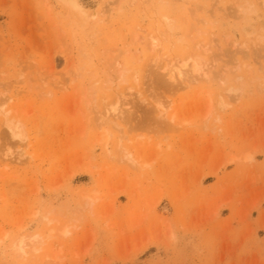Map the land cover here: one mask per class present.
Here are the masks:
<instances>
[{"label": "rangeland", "instance_id": "1", "mask_svg": "<svg viewBox=\"0 0 264 264\" xmlns=\"http://www.w3.org/2000/svg\"><path fill=\"white\" fill-rule=\"evenodd\" d=\"M0 264H264V0H0Z\"/></svg>", "mask_w": 264, "mask_h": 264}, {"label": "bare ground", "instance_id": "2", "mask_svg": "<svg viewBox=\"0 0 264 264\" xmlns=\"http://www.w3.org/2000/svg\"><path fill=\"white\" fill-rule=\"evenodd\" d=\"M163 19L166 21V24L168 25L169 29H171L172 25H171L170 19L167 16H163ZM157 42H158L157 39L151 38V41H150V43L152 44L151 46H153L154 49L157 47L156 49L158 50L160 47H158ZM212 42L213 41H211V44H209L208 46H204L205 47V51L207 53L209 51H212V49L215 47L216 43L214 42L215 43L214 44ZM153 47L151 49H153ZM216 47H217V44H216ZM219 47L220 46L218 45V48ZM218 48H216V49H218ZM203 50H204V48H203ZM157 55L159 56V53ZM155 57H157V56H155ZM211 57H212V62L209 65H208V63H205L204 58L200 57V56H195V57L194 56H189L188 58H186L184 60L181 59V60L170 62V64H168L166 62L167 66L164 67L165 71H166V74L165 73H163V74H165V76H167L168 80L171 82L170 83L171 84L170 87H172V86L174 87L173 84L176 83L178 80L183 82L185 85H190L191 83L199 81L201 78L207 79V77L209 76V73H210L209 71H211V69L215 68L216 63L218 61L216 59V56H214V54L211 55ZM155 60H158V58H156ZM155 60H153V61L155 62ZM122 79H123V77H122ZM135 80L138 81V76H135ZM162 80H164V78ZM165 81H166V79L163 81V83ZM165 83H167V81ZM177 83H179V82H177ZM167 84H169V82ZM138 95L140 96L141 94L139 93ZM126 101L127 102L123 103V99H122V102H121L120 98H119L118 102L116 100V102H114V103H106V104L104 103L105 106H106V110L104 112H102V113L99 112V113H101L100 119L103 121V123H100V122L99 123L101 125L102 124L112 125L115 128H117L118 130H120V132L124 133L125 132V128H124V125H123V121L125 123V113L126 112L130 113L129 112L130 108L128 107V106H130V103L128 102V100H126ZM223 103L224 102H223V99H222L220 104L223 105ZM171 107H172L171 103H164V102H160V101H157V103H156L157 111L159 112L161 117L169 118L170 121H174L175 118H176L175 117L176 116V112L175 111H171ZM127 121H126V123H128ZM8 126H9L11 134L14 137H17V138H19L21 140L26 138V134H25V130H24L23 125H21L20 123H14V122L10 121V122H8ZM3 154L8 159L17 160V159L21 158V157L10 156L8 153H3ZM126 156L127 157H131V155L129 153H127ZM26 246H27L26 238L25 237L18 238L17 247L20 249V251L23 252V254H24V252H26V250H25ZM38 250L40 251V249H38ZM51 257H52L53 260H55L57 256L53 255Z\"/></svg>", "mask_w": 264, "mask_h": 264}]
</instances>
